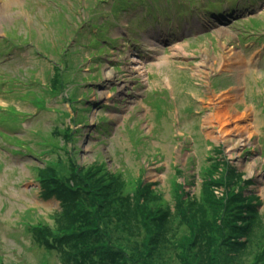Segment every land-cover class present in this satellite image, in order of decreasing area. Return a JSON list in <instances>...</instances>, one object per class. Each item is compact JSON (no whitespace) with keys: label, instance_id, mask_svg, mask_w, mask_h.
<instances>
[{"label":"rangeland","instance_id":"rangeland-1","mask_svg":"<svg viewBox=\"0 0 264 264\" xmlns=\"http://www.w3.org/2000/svg\"><path fill=\"white\" fill-rule=\"evenodd\" d=\"M236 1L0 0V264H264V0Z\"/></svg>","mask_w":264,"mask_h":264},{"label":"trees","instance_id":"trees-1","mask_svg":"<svg viewBox=\"0 0 264 264\" xmlns=\"http://www.w3.org/2000/svg\"><path fill=\"white\" fill-rule=\"evenodd\" d=\"M65 134V131L62 135ZM226 165V163H224ZM223 164V165H224ZM224 167H228V165L224 166ZM50 168V167H49ZM212 168L213 169H216V165H212ZM77 168L76 170H73L72 172V175L73 176V179L69 180L68 182L67 181H61L55 174L54 172L52 171V169H48V170H43L41 173H44V176L40 177L39 178V184H41L45 189H46V192H47V195H56L60 200H62L63 197H66L65 195L69 196L71 193L75 192L77 186H74L75 184H72V182H76V173H77ZM93 172H91V175L87 174L86 176H81L82 179L84 178L86 181L85 183L87 184L88 187H91V188H102V184L98 183V181H96V179H94V176H93ZM208 173H213V170L212 169H208ZM77 176H79L77 174ZM50 179L51 180V184H50ZM226 179V178H225ZM142 182H139V184H141L140 187H138V190H140L142 188ZM46 184V185H44ZM78 188V187H77ZM90 188V189H91ZM114 188V193L116 191V188ZM113 192V190L111 191V193ZM94 193V192H93ZM95 194V193H94ZM107 194L104 193L103 195H95L94 197L91 198V202H93L94 204L96 205H100L102 202H106V200H104L105 196ZM181 199V197H180ZM250 208L251 207H248L246 210L247 211H250ZM66 213V211L64 212ZM68 213V216H67V224H65L64 226H61L60 229H57V230H52L46 226V225H39L40 227H38L37 229L39 230H33L35 236H38V237H41L43 236V239L42 241L44 242L45 245H48V243L50 244V241L46 238L47 236H51L52 235V232L54 231H57L58 232V235L54 236L53 238L58 241V240H61L63 237H65L66 235L67 236H70V235H73V234H76L77 232H75L76 228H77V225H76V221H78V223H80L81 225V222H84L83 224L84 225H93L94 224V220H93V217L91 218V214L87 211V212H82L80 209H77L76 211V214L75 216L72 215V212L69 214ZM80 219V218H84L87 220H77V219ZM79 228V226H78ZM56 229V228H55ZM44 234V235H43ZM68 238V237H67ZM53 246V245H52Z\"/></svg>","mask_w":264,"mask_h":264},{"label":"bare ground","instance_id":"bare-ground-1","mask_svg":"<svg viewBox=\"0 0 264 264\" xmlns=\"http://www.w3.org/2000/svg\"><path fill=\"white\" fill-rule=\"evenodd\" d=\"M236 99L238 98V95H237V97H235ZM226 98H224L223 100H225ZM244 104V103H243ZM244 108L245 109H248L246 106H244ZM222 108H220V107H218V110L216 111H214V113L211 115V116H209V119L208 120H210V119H214V120H218L217 121V123H219L220 122V118L223 116V111L221 110ZM226 113V112H225ZM224 113V114H225ZM243 117V118H242ZM244 117H247V114H244V113H241V115H239V118L240 119H244ZM206 124H209V121H206L205 122ZM246 126L243 124V125H241L240 127H237L236 129H243V128H245ZM209 133V132H208ZM210 136V135H209Z\"/></svg>","mask_w":264,"mask_h":264},{"label":"crops","instance_id":"crops-1","mask_svg":"<svg viewBox=\"0 0 264 264\" xmlns=\"http://www.w3.org/2000/svg\"><path fill=\"white\" fill-rule=\"evenodd\" d=\"M243 103V102H242ZM245 106V105H244ZM243 106V108L241 110L237 109L234 107V112L233 115L235 116V118H239V115H241V113H244V114H247V117H244V119L247 120V123L249 125H252L253 126V123H252V120H251V117H252V113L253 111L251 110L252 107L250 106H246L248 109H245ZM243 118V117H242ZM244 119H240V120H244Z\"/></svg>","mask_w":264,"mask_h":264}]
</instances>
